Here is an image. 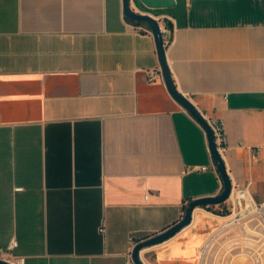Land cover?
Returning <instances> with one entry per match:
<instances>
[{"label":"crops","instance_id":"crops-1","mask_svg":"<svg viewBox=\"0 0 264 264\" xmlns=\"http://www.w3.org/2000/svg\"><path fill=\"white\" fill-rule=\"evenodd\" d=\"M135 3L173 24L177 87L224 121L232 185L251 194L225 202L249 212L264 200V0ZM159 67L153 32L133 27L123 0H0V249L16 240L22 264H128L189 201L222 191L219 171L196 168L214 161L204 128L164 77L149 80ZM205 207L142 259L247 264L227 230L237 219Z\"/></svg>","mask_w":264,"mask_h":264},{"label":"water","instance_id":"water-1","mask_svg":"<svg viewBox=\"0 0 264 264\" xmlns=\"http://www.w3.org/2000/svg\"><path fill=\"white\" fill-rule=\"evenodd\" d=\"M140 1L146 6L151 8H164V7L173 6L175 4V0H140ZM123 11L124 14L129 19L133 21L143 22L151 28L155 36L160 66L162 69V74L165 83L170 93L177 100V102L184 109L189 111V113H191V115L204 128L207 135L208 145L210 148L211 155L213 157L214 162L216 163L219 174L221 175V178L223 180V189L220 193L212 196L192 199L186 205V210L184 215L176 223L171 225L166 230L136 243L132 251V258L135 264H147L142 259L141 250L151 245L163 242L168 238L172 237L173 235H175L183 228H185L188 224L191 223L193 219V213L196 207L211 206L215 204H221L227 201L232 194L233 185L223 155L218 151L217 144L215 141L214 131L211 125L207 121L203 112L193 102V100L188 95L182 93L177 87V84L175 82V79L173 77V74L171 72L168 63L166 44H165L163 29L160 21L156 16H154L151 13L135 10L132 7L131 0H123ZM0 264H14V263L6 258L0 257Z\"/></svg>","mask_w":264,"mask_h":264},{"label":"built area","instance_id":"built-area-1","mask_svg":"<svg viewBox=\"0 0 264 264\" xmlns=\"http://www.w3.org/2000/svg\"><path fill=\"white\" fill-rule=\"evenodd\" d=\"M131 4L135 10L141 11L137 7L135 0H131ZM157 18L159 20V17H157ZM131 23L133 24V27H135L139 31H152L151 28L147 24H135L133 22H131ZM161 26L163 29V34L169 33L170 30L166 26L165 23L161 24ZM167 42L168 41H166L165 44ZM148 74H149V80L150 81L156 80L159 77L163 78L161 66L159 68L150 69L148 71ZM203 114L205 115L207 121L209 122V124L211 125V127L214 131L215 141L217 144L218 151L223 155V152L225 151V149L227 148V145H228V139H227V135H226V131H225L224 121L218 117L208 116L205 113H203ZM254 150L256 153L260 154L261 163H262V167H263V182H264V144L255 146ZM196 168H199L201 170H207L209 168H213L214 170L218 171V168H217L216 163L214 161H213L211 166L203 165V166L196 167ZM235 188L236 187H233L232 194H231L230 198L234 197L235 193H237L236 194L237 202H238L239 208H241L240 199H243V198L247 199V198L251 197L250 196L251 194L249 193L248 185L246 187H243V188H238V189H235ZM250 201H251L250 202L251 205L249 207L250 210L248 213L258 215L262 219V221L264 222V200L255 201L254 199H251ZM234 202L235 201H233V203ZM246 207H248V206H246ZM16 244H17V241L13 240L8 250L0 249V257L8 259L11 262H13L14 264H22L25 260L24 257L13 256L10 252L12 250V248H14L16 246ZM135 245H136V243H135ZM128 264H135L134 260L132 258V254H130V256H129Z\"/></svg>","mask_w":264,"mask_h":264},{"label":"rangeland","instance_id":"rangeland-1","mask_svg":"<svg viewBox=\"0 0 264 264\" xmlns=\"http://www.w3.org/2000/svg\"><path fill=\"white\" fill-rule=\"evenodd\" d=\"M213 214H220L224 209L229 210L235 223H231L227 230L231 231V238L234 241H240L241 250L247 252V264H264V222L256 214H250L248 211L232 212L228 203L215 204L205 207ZM233 249H236L237 242H232Z\"/></svg>","mask_w":264,"mask_h":264},{"label":"trees","instance_id":"trees-1","mask_svg":"<svg viewBox=\"0 0 264 264\" xmlns=\"http://www.w3.org/2000/svg\"><path fill=\"white\" fill-rule=\"evenodd\" d=\"M131 22L135 23V24H145L143 22H139V21H133L131 19H129ZM165 24L168 28L172 29L173 28V24L169 21V20H165ZM208 207V206H206ZM229 213V210L224 209L220 214L226 215Z\"/></svg>","mask_w":264,"mask_h":264}]
</instances>
